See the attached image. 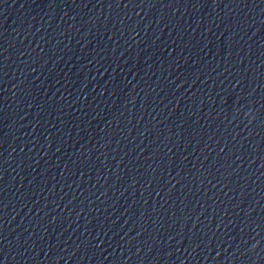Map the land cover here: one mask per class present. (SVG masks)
Instances as JSON below:
<instances>
[{
	"label": "water",
	"instance_id": "95a60500",
	"mask_svg": "<svg viewBox=\"0 0 264 264\" xmlns=\"http://www.w3.org/2000/svg\"><path fill=\"white\" fill-rule=\"evenodd\" d=\"M0 264H264V0H0Z\"/></svg>",
	"mask_w": 264,
	"mask_h": 264
}]
</instances>
